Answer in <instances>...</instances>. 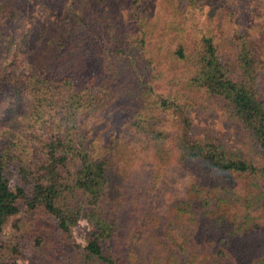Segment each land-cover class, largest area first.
<instances>
[{
    "label": "rangeland",
    "instance_id": "374dc122",
    "mask_svg": "<svg viewBox=\"0 0 264 264\" xmlns=\"http://www.w3.org/2000/svg\"><path fill=\"white\" fill-rule=\"evenodd\" d=\"M0 2L8 3L14 11L12 19L3 21L0 38V68L8 71L16 68L17 73H28L29 62L51 58L55 54V47H49L51 39L68 29L75 19L93 20L89 25L83 22V29L94 24L103 26V38L107 42L113 38L112 34H120L127 36L126 45H129L139 35L134 23L133 0ZM148 4L146 13L150 18H143L149 22H146L147 45L144 49H138L135 43L130 47L155 91L173 94L182 107L158 110L153 119L168 136L162 145L164 155L154 143L148 148L146 143L137 144L129 157L120 162L122 170L127 169L126 173L120 172L126 174L124 182L129 200L125 199L124 203L129 206L122 212L128 227L124 241L114 247L116 259L119 264H168L171 260H175L172 264H207L221 236L211 229L208 220L213 209L221 208L236 217L238 233L247 236L244 240L241 235L231 239L232 249H227L225 264H264V188L237 173L207 170L200 159L182 158L175 138L189 127L193 136H213L235 154L255 161L260 159L250 134L229 113L223 99L187 85L190 70L176 51L182 45L188 53L195 51L199 33L207 31L214 35L233 75L239 78L235 48L242 39L239 35L244 33L261 60L259 75L264 90V0H148ZM86 47L91 52L82 62L79 56ZM93 47L90 43L82 44L81 50H70L63 58L70 62L72 71L76 70L75 78L80 85L92 87L93 93L102 99L105 55L98 54ZM123 88L124 85L120 89ZM124 92L107 105L103 103L107 100L104 97L98 103L100 108L91 124L89 139L105 145L116 139L122 128L128 129L133 138L128 116L131 109L142 105L143 98L126 93V89ZM27 113L26 104L12 96L10 100L0 97V131L10 128L13 120L28 123ZM125 150L121 148L120 152ZM22 185L20 176L14 174L11 187L19 191ZM20 204L19 214L5 222L1 241H15L19 234L15 223L29 222L32 218L26 204L22 200ZM37 219L39 230L33 238L21 237L23 251L19 264H93L82 254L92 229L86 218L68 236L48 214L42 212ZM32 228L36 229L35 225Z\"/></svg>",
    "mask_w": 264,
    "mask_h": 264
},
{
    "label": "trees",
    "instance_id": "16d2710c",
    "mask_svg": "<svg viewBox=\"0 0 264 264\" xmlns=\"http://www.w3.org/2000/svg\"><path fill=\"white\" fill-rule=\"evenodd\" d=\"M133 1L134 23L139 35L134 42L131 39L129 45H126V35L112 34L111 41H105L103 26L94 24L83 29V22L89 25L93 20L79 18L51 39L49 47H55V54L48 59L29 62L28 73H17L16 68L13 71L0 68V97L10 100L12 96L26 104V117L29 118L25 124L13 120L10 128L0 131V233L7 219L21 211L20 200L32 217L29 222L22 220L20 224L19 220L15 223L19 232L15 241L0 240V264H19L23 251L21 237L33 238L39 230L37 218L42 212L55 219L58 228L67 236L82 218H86L92 229L90 240L82 247L85 260L93 264H119L114 247L124 241L128 224L122 212L129 206L124 203L129 199L124 182L126 174L120 172V162L129 157L137 144L146 143L148 148L154 143L164 155L162 145L168 136L153 119L158 110L182 107L173 94L155 91L130 47L135 43L138 49H144L148 41V21L143 18L149 17L146 12L150 4L146 5L148 0ZM13 16L11 6L0 2V38L4 31L3 21ZM148 27L150 29L151 24ZM239 36L242 39L235 48L239 78L233 75L214 35L207 31L199 33L195 51L188 53L182 45L176 53L188 64L187 85L223 99L229 113L250 134L260 159L255 161L235 154L213 136H193L189 127L176 135V147L182 158L200 159L207 170L237 173L264 188L261 60L247 36L244 33ZM87 43L92 44L98 54L105 55L106 76L101 88L102 99L107 98L104 104L125 93V89L126 93L143 98L142 105L131 109L128 116L133 138L128 129L122 128L116 139L105 145L89 139L91 124L102 99L93 93L92 87L80 85L75 78L76 70L72 71L70 62L63 58L68 51L81 50V45ZM90 52L89 47L82 50L80 61L83 62ZM122 85L124 88L120 89ZM121 148L126 149V155L120 152ZM122 171L126 173L127 169ZM14 174L23 181L19 191L11 187ZM208 221L211 229L221 236L207 264H225L227 249H232L231 239L241 235L244 240L247 236L238 233L236 217L227 210L213 209ZM31 225L36 229H31ZM244 245L248 246V242L244 241Z\"/></svg>",
    "mask_w": 264,
    "mask_h": 264
}]
</instances>
